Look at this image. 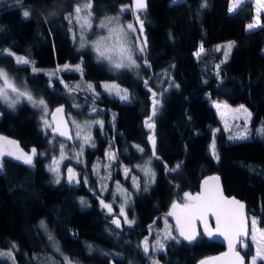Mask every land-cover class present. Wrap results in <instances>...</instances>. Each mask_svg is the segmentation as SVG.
I'll return each instance as SVG.
<instances>
[{"label":"trees","instance_id":"16d2710c","mask_svg":"<svg viewBox=\"0 0 264 264\" xmlns=\"http://www.w3.org/2000/svg\"><path fill=\"white\" fill-rule=\"evenodd\" d=\"M80 1L0 3V67L21 77L50 108L63 105L66 113L73 112L78 119L94 117L102 122L93 128V144L84 149L82 161L65 159L62 163L73 164L80 182L64 178L57 182L48 162L65 141L42 129L39 111L27 101L13 110L0 105V133L17 139L25 150L36 149L32 165L9 156L1 158L0 248L14 242L18 264H43L52 254L43 233L46 227L62 252L81 264H150L151 255L161 264H196L222 246L202 234L188 242L178 236L169 239L160 252L149 249L145 253L142 242L173 201L183 203L184 193L196 192L201 179L210 174L220 175L224 192L244 202L248 217L255 216L264 227V132L231 142L220 130L215 142L217 158L209 150L212 129L219 125L210 99L244 104L251 112L253 131L259 126L264 129V10L260 26L247 30L253 17L251 1L229 12V0H146L142 36L147 46L136 55L138 67L114 70L92 50H79L74 44L65 16ZM92 4L93 16L99 19L119 14L124 5L131 9L132 1L92 0ZM23 8L30 12L28 18L23 17ZM226 40H233L234 45L224 59L223 51L213 46ZM200 45L203 51L195 56ZM6 48L28 56L37 67L79 64L81 75L62 71L60 78L67 83L81 78L92 88L69 91L59 79L50 80L45 72L16 64L3 51ZM101 81L123 86L128 99L121 100ZM152 93L159 95L155 114ZM149 117L154 125L151 135L145 125ZM150 136L155 138L154 147ZM66 143L74 147V142ZM106 151L114 153L112 166L118 168L111 182L112 178L121 181L132 193L126 212L133 223L122 221V230L113 226L114 213L107 214L100 205V199L108 201L111 194L100 193L93 173V164L103 160ZM147 158L153 180L135 190L122 177V166L133 170L135 163ZM241 251L248 260L252 244Z\"/></svg>","mask_w":264,"mask_h":264},{"label":"rangeland","instance_id":"374dc122","mask_svg":"<svg viewBox=\"0 0 264 264\" xmlns=\"http://www.w3.org/2000/svg\"><path fill=\"white\" fill-rule=\"evenodd\" d=\"M5 1H8V0H0V3L5 2ZM178 1H181V0H176V2H178ZM245 1H251V3H252L253 17H252V20L246 24V29L252 30V29H255L258 27V26L254 27L252 29L248 28V25L250 23H253L254 18H256V16H257L256 0H243V2H245ZM86 2H87V0H81L77 4H82V3H86ZM171 3H174V0H171ZM229 4H230V0L228 1V11H229ZM74 7H73V9H74ZM122 7H126L127 10L124 12H119V14H116L113 16L102 17L99 19L94 18L93 13H92L91 23L93 26L91 29H88L84 32L81 31L80 26L78 24H76L75 22H73L71 24V27H70L72 39L74 40V44L76 45V47L79 50H84V49L92 50V52L94 53V55L96 56L97 59H99L101 61H105L114 70H115V68L112 66V64L108 60L99 57L98 54L93 50L92 42L95 41L98 37H100L102 35H107V30L101 29L99 27L100 23L102 21H105L106 18H110V17H118L119 18L117 23H114L113 25H111L112 27H124L126 29L127 24L132 23L134 25V27L139 29L140 25L137 22L136 16L138 15L139 20L143 21L144 20L143 12L142 11H136L135 12L133 10L131 4H130L131 9H129V7L127 5H124ZM122 7H120V9ZM73 9H72V11H73ZM25 10L28 11L27 8H23L22 13ZM262 11L263 10H261V12ZM125 12H128L129 16H126V14L124 15L123 13H125ZM261 12H260V15H261ZM260 15H259V19H260ZM142 34H143V32L141 33L139 30H137L136 32L130 33L127 37L128 43L132 49V57L135 61H136V59H135L136 55L138 53H141L140 47L142 46V43H143ZM82 37H83V40H82ZM138 41L140 43H138ZM82 43L84 45L83 47L81 46ZM228 44H231L233 47L234 41L233 40H226L223 42L216 43L213 46V49L217 50V48L219 46L220 50L223 51L222 55H223V58L225 59V56H224L225 47L224 46L228 45ZM201 47L202 46L200 45L197 48V50L195 51V56H197L196 55L197 52H200V54H201V52H202ZM232 47H231L230 51H228V54L231 52ZM5 50H8V51H4L7 54H8V52H11L14 54L11 56L14 58L16 64H17L16 59H15L16 56L25 57L26 59H28L31 62L27 65H30V69L32 72H34L33 68H35L36 69L35 72H38V71L45 72V74L50 78V80L59 79L60 83L64 86V88L69 90V91H71V90L84 91V89H89L87 86L91 83L82 81L81 78L79 80L72 81L70 83H67L66 81H64L63 79L60 78V73L62 71L77 72L78 74L81 75L82 74L81 71L75 70L76 66L79 64H75V65L63 64V66L56 65V67H54V68L37 67L34 65V62L28 56L16 53L9 48H6ZM22 65H25V64H22ZM65 65H67L68 67L65 68ZM0 68L4 69L7 72V74L14 80L16 85L21 90H26V91L30 92L31 95L33 96L34 100L39 101L40 99H43L42 97H38L39 95H36V93L33 91V89L29 88L28 85L26 84V82L21 77L20 78L16 77L15 75L8 72L4 67H0ZM121 69H124V68H121ZM126 69H129V68L126 67ZM101 83L103 85H105V84L117 85L122 93H123V90H126L123 86L119 85L118 83H116L114 81H110V83H107V81H101ZM49 85H51V81L49 82ZM113 91H115V90H113ZM12 95L14 97V94H12ZM11 98L12 97H10V99ZM154 99L158 101V103L155 105V112H156L158 107H159V104H160L159 103V95L155 94ZM21 101H27L33 107L37 108V110L39 111V120L41 123V127L44 131H51L52 130V122L50 119V114L54 108H50L46 102H45V104L47 105V112H45V109L43 106H34L32 102H29L25 98H21L14 106H9L8 102H6L4 100H0V105L4 106L6 109L13 110L15 108V106ZM209 103L214 108V110L216 111V114H217V117L219 120V125L216 127H213V129H212V139H211V143L209 146L210 153L215 158H217V154L215 151V155H213L212 146H213V143L215 145L216 135L220 130L224 131L227 141H231V142L232 141L245 140V139H252L255 136H261V134L263 133L261 131V129H263L262 126H259L257 128V130L253 131L252 127L250 126L251 115H250V118H248L247 115L243 111H240V112L235 111L236 109H239L241 105H243L244 108L247 109V112L251 114L250 110L244 104H241V103L240 104H230L224 100H219V99H210ZM216 104L220 105L219 109L216 106H214ZM225 105H227V107H224ZM153 108H154V106H153ZM66 118H67V121H68L70 129H71L74 147L70 149V147L67 146L66 142L59 143V145H58L59 146V154L55 157H52L51 160L48 162V169L52 173L54 180L57 181V179L61 180L62 178H64L66 181L69 182V180H68V169L72 168L73 171L76 173V180H74L72 183H79L80 182V176L78 175V172L75 169V167L73 166V164H71V163L70 164H68V163L62 164V163L65 159L72 160L76 163H80L82 161L84 149L92 146V144H93V140H92L93 128L97 125H100L99 123H96L97 121H99V122H101V121L98 119H94V117H92V119H89V118L78 119L73 115V112L71 113L70 111H68L66 113ZM45 120L48 121L47 126L45 125ZM150 123H151V121H150ZM77 124L80 125L79 129L76 127ZM225 124H227V127H225ZM147 128H148V131L150 130V135H151V128H149V127H147ZM78 131L81 133L79 138L77 137ZM84 135H90L91 141L88 143H84V141H83ZM241 135L243 136V138H236V137L241 136ZM0 137H5L8 140L15 141L16 145H18L19 152H23L25 155H32V150L35 149L34 147L31 148L30 150L23 149L20 146L18 140L11 137V136H7L5 134L0 133ZM230 137H233V138L230 139ZM51 143H52V140H51ZM61 144L64 145L63 158L61 156V151H62L61 147H60ZM151 144H152V142H151ZM12 150L17 151L15 148H13ZM19 152H17V154H19ZM108 153L114 154L112 151H106V153L104 154L103 160L96 161L93 164V169H94L93 173H94L95 179H97L98 189L101 191L100 193L109 192L111 194V198L108 201H104V200L103 201L105 204H109L112 206V212L109 213L108 209H106L104 207H102V208L105 210V212L107 214L112 215V213H114L112 215L113 217L119 216L121 218V220L124 222V224L129 225L128 223L125 222V217L120 215V211H121V207L123 206L124 213L127 217L126 210L130 204L132 193L124 184L121 183V181L115 180L112 178V182H111L110 176H112L114 173H116L118 171V168L115 166H112V163H114L113 161L116 157L114 159H110ZM3 156H9V157L16 159L15 156H10L7 154L0 156V170H1V158ZM34 156L32 158V163L27 164V165L33 164ZM54 158L56 161H59L58 164L53 163ZM16 160L24 163V161L22 159H16ZM110 167H112V168H110ZM144 167L150 168L151 172L153 173L152 168H151V161L149 158L145 159L143 162L135 163L133 165V170H130L129 167L122 166V169H121L122 177L128 178L129 181L131 182V185L133 186V188L135 190L139 187V185H141V184L143 185V182H144V186H146L147 184L151 183V181L153 180V176H151V177L146 176L145 172L143 171ZM52 168H56L57 171L53 172L51 170ZM125 168L129 169L127 175L124 172ZM136 176H139V178ZM82 178L84 181H87V183L89 184L86 175L82 176ZM133 178H135V183H134ZM109 181L111 182L110 184H109ZM108 184H109V186H108ZM101 200H102V198L100 199V205H101ZM127 219L129 220L128 217H127ZM252 219H255L257 221L255 216H253V215L249 216V232L251 231V220ZM165 221H167V226H166ZM257 227L259 229H264V227L259 226L258 221H257ZM43 229H44L43 233L45 234V236L48 239L50 246L52 248V254L49 256V258L46 261H43V264H56V260L59 261L58 264H81V263H78V262L71 260L65 253L62 252L57 240L54 238L53 234L50 232V230L48 228L44 227ZM167 232H171V235L173 237L178 236L176 229L172 225L171 221L166 216H161V218L159 219L158 225H153L151 227V233L149 234V236L147 238V241L149 244V249L150 250L152 249L154 252L162 251L164 247L162 249H160L159 247H156V242H157V240H159L160 243L164 245L165 241H168L169 239H171V238H165ZM50 237H51V239H50ZM246 241H247V244L251 243L253 246V253L249 256L248 260L246 261V264H247V262L250 261L251 257L253 255H255V245L253 244L250 235L247 237ZM241 248L244 249L243 247H241ZM16 249H17V247H16V244L14 242H10L9 246L6 248H0V253L11 252V256L0 255V258L3 260L1 262V264H18V261L15 257ZM149 262H150V264H154V262H158V264H161V262L157 259V257L155 255H151L149 257ZM110 264H113V262H111Z\"/></svg>","mask_w":264,"mask_h":264},{"label":"snow or ice","instance_id":"6c2138e0","mask_svg":"<svg viewBox=\"0 0 264 264\" xmlns=\"http://www.w3.org/2000/svg\"><path fill=\"white\" fill-rule=\"evenodd\" d=\"M17 3H21V0H16ZM176 2V0H174ZM243 0H230L229 4V12L235 11L241 4ZM202 7L205 5H201ZM92 0H87L86 3L77 4L73 11L68 13L65 16V19L72 24L75 22L81 28V31L84 32L88 29L92 28L91 18H92ZM145 7L144 0H135V10H141ZM126 7H122L120 9L121 12L126 11ZM261 10H264V0H256V11L257 16L254 18L253 23L248 25L249 29L257 27L260 25L259 15ZM55 15V12L52 13ZM23 17L28 18L30 16V12L25 10L22 13ZM118 17H110L106 18L105 21H102L99 25L101 29L107 30V35H102L98 37L95 41L92 42L93 50L98 54L99 57L108 60L115 69L121 68H134L138 67L136 61L132 57V49L128 43V35L132 32H136L139 30L141 33L143 32V21L139 20L138 15L136 16L137 22L139 23L140 27L137 29L134 27L132 23L127 24L126 29L124 27H112L114 23L118 22ZM83 40V37H82ZM138 43H140L138 41ZM84 46L83 43L81 45ZM146 41L142 43L140 47V51L143 52L146 48ZM225 52L224 56L227 59L228 51H230L232 45L228 44L225 45ZM220 48L218 46L217 51ZM8 51V50H3ZM201 51L203 48L201 47ZM9 55H14L11 52H8ZM197 56L200 55V52L196 53ZM17 64H29L31 63L28 59L23 56H16L15 57ZM68 66L65 65V68ZM219 67V66H217ZM76 71H81L79 65L75 68ZM35 72L36 69L33 68ZM147 84V81H145ZM89 89L92 88V85L89 84L87 86ZM108 91H116V94L120 96L121 100H127L128 94L126 90H123L121 94V90L117 85H103ZM14 94V97L13 95ZM10 97H12L10 99ZM153 97H155V93H153ZM21 98L27 99L29 102H32L34 106H43L45 112H47V105L43 99L36 101L33 99V96L30 92L26 90H21L14 80L7 74V72L0 68V100H4L9 103V106H14ZM158 103L157 100L153 99V114H155V105ZM218 109L220 108L219 104L214 105ZM224 107H227L225 105ZM92 111H96L95 108ZM235 111L240 112L243 111L248 118H250V113L247 112V109L244 108L243 105L240 106L239 109ZM63 107L57 108L56 112L53 113V118L57 113H62ZM151 117L145 121V125L149 128L154 127L153 124L150 123ZM96 123L101 124L102 122L97 121ZM45 125H48V121L45 120ZM79 129L80 125H76ZM227 127V124H225ZM67 126L64 124L63 130L61 128V123H57V126L53 129L54 132H58L61 136H66L68 139H71V136L68 135L66 130ZM264 132V129H261ZM81 133L77 132V137L79 138ZM233 137H230V139ZM236 138H243V136H238ZM149 140L152 142L153 147L155 146V138L154 136H150ZM84 143H88L91 141L90 135L83 136ZM61 156L63 158V149L64 145L61 144ZM138 147V146H137ZM15 148L17 151H13L12 149ZM213 155H215V145L213 143ZM143 151V149H139ZM18 145H16L15 141L8 140L5 137H0V156L2 155H10L15 156L16 159H22L24 163L31 164L32 158L36 154V150H32V155H25L23 152H19ZM110 159H114L115 156L112 153H108ZM155 156V152H153ZM54 164H58L59 161H56L54 158ZM179 167V165L177 166ZM53 172H56V168L51 169ZM174 170V169H173ZM129 169L125 168L124 172L127 175ZM143 171L145 172L146 176H153L154 174L151 172V169L148 167H144ZM218 177H211L209 180H205L201 191L196 195H192L190 193L185 192L183 196V203H179L173 201L171 205V210L167 213L168 216L174 217L176 224L175 227L179 232L180 236H183L186 240H193L197 235V224H202L204 228V232L208 236H213L214 234L223 236L224 239L228 242V252L223 253L220 257L211 258V261H220L222 264H246L245 259L240 253L236 250L238 247L247 248L248 244L246 241V237L249 235L251 236V240L255 245V255H253L250 261L247 264H258L259 262H264V229H259L257 227V221L255 219L251 220V231L248 230V222L247 218L244 214V205L232 198L228 199L223 195L218 183ZM68 180L69 182H73L76 180V173L73 171L72 168L68 169ZM135 183V178H133ZM210 181H215V183H211ZM59 182V179H57ZM87 183V181H85ZM102 207L108 209L109 213L112 212V206L109 204H105L103 200H101ZM120 215L125 217V222L131 225L133 221L128 220L125 213L123 206L121 207ZM209 217H214L216 221V228L213 230L209 227L208 220ZM43 223V222H42ZM112 223L119 228L120 221L119 219L114 218ZM167 226V221H165ZM165 238L175 239L171 235V232L166 233ZM51 239V237H50ZM143 243V250L145 253L149 252V244L147 238L142 242ZM156 247L162 249L164 247L163 244L160 243L159 240L156 242ZM0 255H7L11 256V252L8 253H0ZM209 260H202L199 264H211ZM154 264H158V262H154Z\"/></svg>","mask_w":264,"mask_h":264},{"label":"water","instance_id":"95a60500","mask_svg":"<svg viewBox=\"0 0 264 264\" xmlns=\"http://www.w3.org/2000/svg\"><path fill=\"white\" fill-rule=\"evenodd\" d=\"M131 1H132V8H133V10H135V0H131ZM144 4H145V7H144L143 9H141V10H135V11H144V10L146 9V0H144ZM60 107H63V112H62V113H57L56 116H55V119H54V118H53V113H55V112H56V109H57V108H60ZM50 119H51V122H52V130H51L52 134L55 135L57 138H59V139L65 141V142H68V143L73 142L71 129H70L69 123H68V121H67L65 107H64L63 105L56 106V107L53 109V111H52L51 114H50ZM58 122L61 123V128H62V130H63V126H64V124H66V126H67L66 130H67V132H68V135L71 136V139H68L66 136H61V135H59L58 132H54V131H53V129L57 126V123H58ZM211 177H218V178H219V179H218L219 187H220L221 191L223 192V195H224L226 198H228V199H232V198H234V199L240 201L237 197H235V196H233V195H227V194L224 192V188H223L222 180H221V178H220V175H218V174H210V175H207V176H205L204 178H202L201 181H200V183H199L198 190H197L196 192L192 193V195H196L197 193H199V192L201 191V187H202L204 181H205V180H209V178H211ZM210 182H211V183H215V181H210ZM240 202L244 205V209H243V211H244L245 217L247 218V222H248V230H249V217H248V213H247V206H246V204H245L244 202H242V201H240ZM171 205H172V204H171ZM171 205L169 206L167 212L165 213V216L171 221V223H172V224L174 225V227H175V224H176L175 218L167 215V213L171 210ZM114 218L119 219V221H120V225H121V226H120L119 228H117L115 224H113V226H114L115 229H117V230H122L123 228H122V220H121V218H120L119 216H115V217L112 218V220H113ZM208 224H209V227H210V228H212L213 230H215V228H216V221H215V218H214V217H209ZM175 229H176V227H175ZM196 231H197V235L195 236V238H196L197 236H199V234H202L206 239H208V240H210V241H212V242H216L217 244H219V245L222 246V250H221V251H219V252H217V253H215V254H212V255L206 256V257H204V258H201L199 261H197L196 264H199V262L202 261V260H209V261H211V258H214V257H220L223 253L228 252V250H229V249H228V242L224 239L223 236L216 235V234H214L213 236H208V235H206L205 232H204L203 225H202V224H199V223L197 224V229H196ZM176 232H177V234H178V237H179L182 241H185V242H188V241H189V240H186L183 236H180V234H179V232L177 231V229H176ZM246 239H247V237H246ZM236 250L240 253L241 256L244 257L245 262H246L247 260H246L245 256L243 255V253H242V251H241V247H238ZM211 264H222V262H220V261H211Z\"/></svg>","mask_w":264,"mask_h":264}]
</instances>
